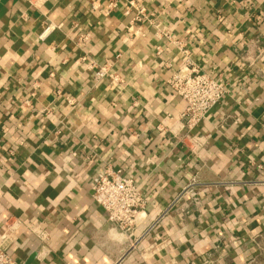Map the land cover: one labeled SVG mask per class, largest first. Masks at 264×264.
<instances>
[{
  "label": "crops",
  "instance_id": "crops-1",
  "mask_svg": "<svg viewBox=\"0 0 264 264\" xmlns=\"http://www.w3.org/2000/svg\"><path fill=\"white\" fill-rule=\"evenodd\" d=\"M107 1L0 0V235L10 217L26 227L10 254L20 264H202L210 251L215 264L248 263L252 239L264 244V49L246 54L264 48V0H120L106 15ZM130 1L230 83L193 129L167 83L181 56ZM50 22L61 26L41 38ZM92 61L112 62L124 82L96 81ZM108 169L147 198L130 231L92 198Z\"/></svg>",
  "mask_w": 264,
  "mask_h": 264
},
{
  "label": "built area",
  "instance_id": "built-area-1",
  "mask_svg": "<svg viewBox=\"0 0 264 264\" xmlns=\"http://www.w3.org/2000/svg\"><path fill=\"white\" fill-rule=\"evenodd\" d=\"M26 1L32 7L38 8L43 6L48 0ZM119 2L120 0H108L104 13L106 15L111 14L118 8ZM129 4L137 10L135 20L142 21L147 19L149 23H155L154 25L160 37L168 39L169 43L178 50L182 62L178 68L172 69L167 83L173 93L184 102L185 108L181 116L186 127L189 130L193 129L206 119L212 109L229 93V81L217 78L201 69L193 60L187 43L182 39L172 37L167 31L160 29L159 23L153 22L152 19L148 18L144 5L133 1H130ZM98 7L93 5L94 9ZM60 26L53 25L50 22L40 37H44L46 33ZM82 40L86 41L87 37H83ZM263 49L256 43H251L246 52L247 59L254 61L260 58ZM113 67L114 64L110 61L101 65L94 61L89 63V69L93 70V78L96 81L109 78L113 83L121 84L124 80ZM68 102L69 104L75 103L73 99H68ZM192 196H195V194H192ZM92 198L104 209L108 221L121 231H130L136 226L140 212L147 203V198L135 179L131 175L123 174L120 170L111 171L108 169L100 173L93 184ZM193 199L198 200L197 197ZM5 227L6 231L0 235V264H20L10 254L9 249L16 239L18 230L26 228L25 224L18 217H10L6 220ZM31 232L41 240V243H44L48 237L46 230L40 224L34 227ZM252 242L257 247L258 254L246 264H264V244L260 243L257 237L253 238ZM238 244L237 240L233 241V245L237 246ZM202 264H215L210 251Z\"/></svg>",
  "mask_w": 264,
  "mask_h": 264
}]
</instances>
